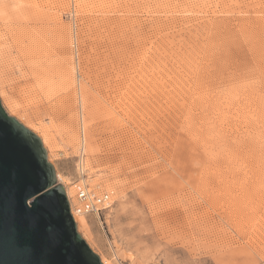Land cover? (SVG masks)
<instances>
[{"label": "rangeland", "instance_id": "rangeland-1", "mask_svg": "<svg viewBox=\"0 0 264 264\" xmlns=\"http://www.w3.org/2000/svg\"><path fill=\"white\" fill-rule=\"evenodd\" d=\"M0 102L102 264H264V0H0Z\"/></svg>", "mask_w": 264, "mask_h": 264}, {"label": "water", "instance_id": "water-1", "mask_svg": "<svg viewBox=\"0 0 264 264\" xmlns=\"http://www.w3.org/2000/svg\"><path fill=\"white\" fill-rule=\"evenodd\" d=\"M0 264H101L36 134L0 102Z\"/></svg>", "mask_w": 264, "mask_h": 264}, {"label": "built area", "instance_id": "built-area-1", "mask_svg": "<svg viewBox=\"0 0 264 264\" xmlns=\"http://www.w3.org/2000/svg\"><path fill=\"white\" fill-rule=\"evenodd\" d=\"M75 200L74 212L84 216L95 214L98 217L101 211L110 206V197L106 192L96 194L88 191L84 184L75 185ZM70 213L73 214L72 209Z\"/></svg>", "mask_w": 264, "mask_h": 264}, {"label": "bare ground", "instance_id": "bare-ground-1", "mask_svg": "<svg viewBox=\"0 0 264 264\" xmlns=\"http://www.w3.org/2000/svg\"><path fill=\"white\" fill-rule=\"evenodd\" d=\"M30 36V35H29ZM35 37V36H34ZM32 38V43L34 44V41H35V38ZM65 73V72H64ZM65 78V77H64ZM66 79V78H65ZM67 80V79H66ZM72 81V80H71ZM66 82V81H65ZM68 82V81H67ZM70 84V83H69ZM71 85H72V83H71ZM118 85V84H117ZM118 87V86H117ZM47 88V87H46ZM48 90V89H47ZM67 92V91H66ZM71 95V94H70ZM6 100V99H5ZM4 100V101H5ZM8 100V99H7ZM68 100V99H67ZM9 103H10V101H8ZM8 106V105H7ZM10 107L12 108V111L15 109V107L13 106V105H10ZM11 111V112H12ZM69 123V122H68ZM68 126V125H67ZM71 126H72V128H71ZM26 127V126H25ZM66 128V127H65ZM68 133V139H69V142L72 144V146L74 145H77V134L75 133V131H74V129H73V125L71 124V125H69V130L67 131ZM82 132V131H81ZM67 137V136H66ZM80 137V136H79ZM41 140V139H40ZM81 141L82 142H84V143H82V145H85V140L82 138L81 139ZM41 143H42V141H41ZM43 145V144H42ZM91 148V147H90ZM88 153H90V154H92L93 152H92V150L91 149H89V147H88ZM82 162V161H81ZM79 166H80V168H79V170H80V172L81 171H83V169H82V165H80L79 164ZM56 178H57V181L59 182V183H64L63 182V180H62V178H61V176L59 175V174H56ZM83 184H84V182H82ZM63 186H64V191H65V194H66V198H67V200H68V203H69V209H70V212H71V209H72V211H73V214H71L72 215V218H73V221H74V223H75V225H76V230H81V229H83V226H84V224H83V221H82V218L81 217H84V215H79V214H76L75 212H74V208H73V205L75 204L74 203V199H73V195H72V192H71V190L69 189V187H68V184H66V182L63 184ZM87 186V185H86ZM88 187V186H87ZM88 191H92L89 187H88ZM71 207V208H70ZM83 235V234H82ZM87 239V238H86ZM88 244V243H87ZM101 262V261H100ZM101 264H102V262H101Z\"/></svg>", "mask_w": 264, "mask_h": 264}]
</instances>
